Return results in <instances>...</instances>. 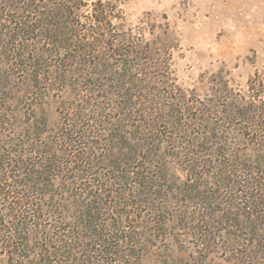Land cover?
I'll return each instance as SVG.
<instances>
[{"label":"rangeland","instance_id":"obj_1","mask_svg":"<svg viewBox=\"0 0 264 264\" xmlns=\"http://www.w3.org/2000/svg\"><path fill=\"white\" fill-rule=\"evenodd\" d=\"M44 260L264 264V0H0V264Z\"/></svg>","mask_w":264,"mask_h":264},{"label":"trees","instance_id":"obj_2","mask_svg":"<svg viewBox=\"0 0 264 264\" xmlns=\"http://www.w3.org/2000/svg\"><path fill=\"white\" fill-rule=\"evenodd\" d=\"M28 12H29V10H28ZM92 224H89L90 225V230L92 229L91 227H94V225H95V222L93 223V222H91ZM99 235V234H98ZM96 239H98L97 241H96V243H100L101 242V237L100 236H98V237H96ZM104 239H105V237H104ZM95 243V245H97ZM105 253H106V255H111V256H114V255H116L115 253H112V247L111 248H108V249H106L105 251H104ZM44 257H46V256H44ZM88 262V261H87ZM111 262V261H110ZM114 262V264L116 263L115 261H113ZM80 263V262H79ZM42 264H52L51 262H50V260L48 261V260H44V263H42ZM113 264V263H112Z\"/></svg>","mask_w":264,"mask_h":264}]
</instances>
